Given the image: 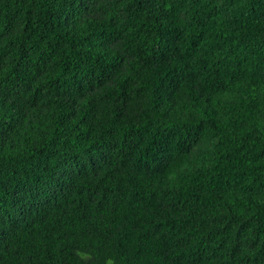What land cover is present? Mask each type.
Listing matches in <instances>:
<instances>
[{"label":"trees","instance_id":"obj_1","mask_svg":"<svg viewBox=\"0 0 264 264\" xmlns=\"http://www.w3.org/2000/svg\"><path fill=\"white\" fill-rule=\"evenodd\" d=\"M0 264H264V0H0Z\"/></svg>","mask_w":264,"mask_h":264}]
</instances>
